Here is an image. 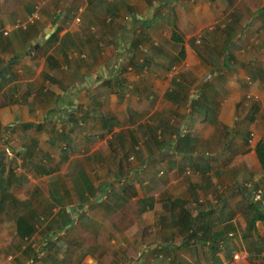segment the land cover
<instances>
[{"label":"crops","instance_id":"1","mask_svg":"<svg viewBox=\"0 0 264 264\" xmlns=\"http://www.w3.org/2000/svg\"><path fill=\"white\" fill-rule=\"evenodd\" d=\"M3 1L0 0V58L14 78L0 92V152L5 155L6 175L12 174L10 185L0 190V264H78L85 253L103 258V264H209L212 252L203 243L182 246L183 238L176 233L172 211L164 204L179 198L187 210L197 215L224 203L226 216L240 204L241 196L235 194V186L257 184L263 195L264 171L255 150L246 152L260 171L261 176L254 183L234 179L231 173L222 180L218 175L223 171L213 165L215 158L206 154L211 158V174L190 170L189 166L181 170L182 157L174 158L165 147L156 156L165 158L156 160L151 156L153 143L148 142L154 130L158 132L153 126L157 104L148 100V96L153 98L154 93L164 96L166 91L178 88L171 81L167 85L159 80L145 81V85L129 83V90L122 97L111 93L97 111L89 109L86 91L100 85V76L108 75L114 67L120 71L123 60L127 61L128 54L136 53L137 49L142 53L174 50L178 53L180 45L177 47L170 40L168 31L176 29L174 24L183 39L186 36L181 30L196 36L208 27L213 42L224 46L219 52L232 49V61L235 53H242L254 82L261 84L260 120L255 119L258 113L253 108L245 116L244 127L251 131L252 124L260 126L258 134L264 139V0H26L10 10L3 9ZM224 9L228 12L225 20L217 17L218 10ZM154 10H164L158 16L165 18L156 20L151 13ZM148 16L155 17V21L145 28L138 17ZM130 21L138 25L133 27ZM55 31L57 37L49 52L57 56L60 67L46 72L45 48L35 49L34 53L30 48L41 40L47 41ZM139 33L144 34L140 44L131 45ZM159 35L170 45L163 42V46L159 45L156 40ZM27 45L29 53H20ZM186 55L184 60H188ZM159 58L155 55L153 61L160 62ZM197 58L192 62L195 65L177 73L183 74L184 78L177 82L186 88L192 84L187 74L200 63ZM225 94L217 97L215 114L219 122L232 127L237 120L231 100L227 110H218L222 99L227 101ZM251 94L260 93L253 90L246 93L248 97ZM9 99L14 101L8 103ZM164 100L166 109L171 110L173 102ZM78 103L82 105L77 116L79 123L70 132V152L63 156L64 142L51 143L48 128L53 121H67ZM175 106L186 107L183 103ZM182 115L188 119L184 120ZM178 118L172 119L163 136L159 134L170 138L169 143L178 132H191L195 124L204 122L183 110ZM175 121L178 124L189 121L191 128L186 131L184 125L183 130ZM25 124L32 126L25 128ZM226 154L225 164L232 170L237 166L243 172L244 167L239 166H245L244 163L229 164L230 158L239 153ZM153 166L154 172L149 174ZM115 168L120 170L116 177L111 173L116 172ZM164 168L167 177L159 176ZM133 182L142 187L139 197L127 196L121 190ZM190 182L202 186L196 197L189 189ZM115 186L120 190H114ZM138 198L142 228L133 223L119 231L111 216L125 202ZM73 206L76 209L71 212ZM237 214L239 217V211ZM21 233L28 235L23 237ZM30 249L35 253L29 254ZM248 257L244 250L235 251L219 264H250ZM252 264H264V256L261 260L252 259Z\"/></svg>","mask_w":264,"mask_h":264},{"label":"trees","instance_id":"2","mask_svg":"<svg viewBox=\"0 0 264 264\" xmlns=\"http://www.w3.org/2000/svg\"><path fill=\"white\" fill-rule=\"evenodd\" d=\"M25 1L26 0H5L1 3V6L5 10H10L13 9V7L25 3ZM138 21L145 28H149V23H154L155 17H138ZM56 35L57 32L55 31L47 41L41 40L30 48L31 53H34L35 49L41 47L45 48V53H48L46 56V72L50 71V68L54 70V68L60 67L57 56L49 52L50 44L56 39ZM143 35V33H139L135 43L131 41V45H139L140 37H143ZM170 40L176 44H180V49L177 54L178 58L184 60L187 55L185 41L182 35L178 33L176 29H173L171 31ZM231 45L234 44L231 43ZM200 48L198 49L197 55L200 56L199 58L201 60H204L206 58H204V53L203 51L201 52ZM227 51L228 50H225L223 54L225 56L224 66L228 70L232 66L230 65L232 62V54ZM156 54L157 53H142L140 57L137 56V53L128 54V62L121 65L120 71H117V67H114L108 75H101L100 78L102 80L100 85L90 87L86 91L90 99L89 109L91 108V110L97 111L100 110L101 107L103 108L104 99L110 96L111 93H115L117 96L122 97L126 91L129 90L128 84L141 73L143 67L153 61ZM227 74V71L221 72L220 68L216 66L213 71L206 72L202 75L200 84L195 87V92H192L180 82H177V80H181V77L184 78L183 74H179L175 76L176 79L173 81L174 85L178 88L166 91L164 96L166 99L173 102V107L175 103H179L180 105L183 103V106L190 108L191 115L201 117L204 122H219L216 121L217 116L215 114V108L217 106V97L220 93L228 91L227 85H219L225 80ZM46 76L48 78L50 77L48 73H46ZM13 78L14 73L11 69H7L6 62H3L2 58H0V92ZM13 101V99H9L7 102L11 103ZM81 107V103H78L74 112H72L74 115L71 114L67 121H53L48 128V139L51 143L56 144L59 141L64 142L65 145L62 147L63 156L68 155L70 152V132L76 130L79 123V117L77 116L80 113ZM187 117V115H182L181 118L186 120ZM112 118L113 117H110V120ZM246 121L247 117L241 119L240 127L237 126V124H239L237 121L232 127L220 123L222 124L224 135L227 137L226 149L232 154L246 153L250 150L248 141L251 138V131L244 127ZM31 126L32 124L24 125L25 128H30ZM36 127L41 128L42 125H37ZM238 137H241V140H239ZM176 139L175 147L183 155L182 158L184 160L183 164L180 166L181 170L189 166L190 170L198 171L202 174H206L207 172L210 173L212 169L210 163L211 158L193 153L196 137H194L190 131H180ZM170 140L171 139L168 137H160L157 130H154L152 138L148 139V142L153 143L154 146L151 156L160 154L166 145L169 144ZM254 150L258 156L262 170L264 171V139H259L256 142ZM6 166L5 155L1 151L0 190H5L11 183L12 174L9 173L6 175ZM235 187V194H240L241 196L240 204L226 216L224 214L226 204L224 203L220 208L213 207L206 211H199L197 215H193L187 210L184 201L179 198H174L164 204L166 208L172 211V222L175 226L176 233L183 238L182 246L188 248L196 243H203L205 247L209 248L212 252L208 256L209 264H219L222 260L230 258L235 251H246L249 254L248 258L250 264H252V259L261 260V257L264 256V193L261 195V191L259 190L260 187L257 184H250L249 186L243 183ZM201 188L202 186L200 183H189V189L193 196L195 195L194 197L198 195V190ZM121 190L130 197H139L142 193V187L134 182L133 184H125V186H122ZM238 211L239 217L237 216ZM141 212L142 209L139 207L138 198L125 202L121 210L114 212L110 219L119 231L127 229L133 223H137L138 227L142 228ZM23 220H25V218H23ZM220 231H224V234L220 233ZM229 232L233 233L230 234ZM27 235L28 233H21L23 237ZM34 253L35 251L30 249L29 254L32 255ZM125 254L128 255L129 253L126 251ZM78 264H103V258H97L89 253H85V255L79 259Z\"/></svg>","mask_w":264,"mask_h":264},{"label":"rangeland","instance_id":"3","mask_svg":"<svg viewBox=\"0 0 264 264\" xmlns=\"http://www.w3.org/2000/svg\"><path fill=\"white\" fill-rule=\"evenodd\" d=\"M162 12H165V11L164 10H162V11H160V10L155 11L154 10L151 13L155 14L157 17L156 20H158V19H164L165 18V16L162 18H160L158 16ZM227 13L228 12L225 9L222 11L218 10L217 17L222 16V19L225 20L228 18V16L226 15ZM127 14H128V12H127ZM128 17H129V14H128ZM129 18H131V17H129ZM176 18H177V15H176ZM168 19H170V18H168ZM172 20H173V18H172ZM130 23H131V26H133V27L138 25L135 23V21L133 22V25H132V21H130ZM174 28L179 29L176 26V24H174ZM168 31L171 35L172 28H169ZM181 33L184 36H186V39H184V41H185V44H187L186 45V53L189 55L188 60L187 59L182 60V59L178 58V54L176 53L175 50L173 53H157L156 56L157 55L160 56L159 60L162 64L160 62H156L154 59V61H151L145 67L142 68L141 73L135 77V79L131 82V84L132 83L134 84L137 82H139V83L143 82L142 85H145L144 84L145 81H147L149 83H153L156 80H159L160 82H162V85L164 84V82L167 85V83H169L170 81H171V85H174L173 81H174V79H176L175 76L178 75L177 73L180 70H182V68L188 67V65H190L189 67L195 65L192 62L195 61V57H198L197 59H199L200 63L196 67V70L191 71L187 74L188 78L191 79V83H192V84L189 83V86H188L189 90H191L192 92H195V90H196L195 87H197L200 84L202 75H204L206 72L213 71L215 69V67L217 66L221 69V72L227 71V73H228L225 80L221 84H219L220 86L221 85H223V86L227 85L228 86L227 94H225L223 96V97H226L227 101L223 100V99H225V98H223L222 103L220 102V104L218 105V110H220V109L222 111L227 110L226 106L229 105L230 100H231V102L235 105V114H234L235 120H237V122H239V124H237V126H239V127L241 126L240 120L242 118H244L246 115H248V113H251L253 108H255V110H257V113H258L257 116L255 115L256 116L255 119L258 118V120H260L259 117H261V84L258 82L257 83L254 82L253 75H251L250 69L246 68V65L248 63L244 62V59L242 58V53H235L234 54V55H236V58H235V60H233L230 63V65H232L231 68H229L227 70L224 66V59H225L224 54L218 53L220 50L224 49V46L223 45L221 46V43H219L218 41L213 42V40L210 38V29L208 27H204L202 29L201 33H197L196 36H191L190 31L181 30ZM132 37L134 38V36H132ZM157 38L158 39H156V40L159 41V45L163 46L162 42L170 45V42L167 41L165 37L162 39L161 36L159 35V36H157ZM179 45L180 44H178L177 47H179ZM200 46H201V48H200ZM154 47H156V46H154ZM206 47H208L210 50ZM29 48H30V46L27 45V47H24V49H22L21 50L22 52H20V53H29ZM199 48H200L201 52L203 51V53H204L203 56L206 59L201 60L199 58L200 56L197 55ZM227 49H230V45H228ZM230 51L232 52V49H230ZM136 53H137V56H139V57L142 55V52H140V50H138V49L136 50ZM245 54H246V56H248V59L253 60L252 56H250L248 53H245ZM254 55L257 56L256 54H254ZM107 56H108V53H107ZM121 59H124V58L121 57ZM123 61H124V64H126L128 62L126 60H123ZM247 77H250V79L252 80V83H251V81H250V83L247 82V80H246ZM251 90H253L257 93H260V94H258V96H254V94H251V96L248 97L246 95V93L248 91H251ZM222 94H223V92H221L220 95L222 96ZM154 95L155 96L153 98H150L149 97L150 95L148 96V100L155 101V103L157 104L156 108H154V109H156L155 113L156 112L157 113L155 115L153 114V117H154L153 126L155 125L154 127L158 129V134L163 136L164 130L166 128H169L170 127L169 125L172 124V121H173L172 119H174V120L179 119L178 114L181 113L182 110L186 111L188 114H191V112H190V108H188V107L183 108L181 105H180L181 107L175 106V107L171 108V110H167L166 106H165L166 104H165L164 96H162V94H160L162 99H159L160 96H158V94L154 93ZM158 99H159V102H158ZM179 101H181V100H179ZM257 102H258V104L255 105V103H257ZM258 105H260V106H258ZM216 108H217V106H216ZM222 108H224V109H222ZM169 111H170V113H169ZM158 113H160V117L158 116ZM169 117L171 119L170 123H169ZM187 119L188 118H186V120ZM216 121H219V118H217ZM188 122L189 121H187L186 124H183V123L178 124V122L175 121V123H177L176 124L177 126H179V127L182 126V129H183L184 125L187 126L186 131H188L191 128ZM220 123L221 122H216V124H209V123L199 121L197 124L194 125V128L192 127L191 133L192 134L194 133V135L197 139V141L195 142V149H194L193 153L196 155L206 154V155L212 156V158H215L213 161V165L217 169H220L223 171V172L221 171L223 175L220 174V172L218 175V176L221 175L220 177L222 180L227 178V177H230V173H231L233 175L234 179H240L241 182L243 181V182H247V183L248 182L254 183L255 179H258V177H260L261 175H260V171L253 165V163H254L253 159H251L248 156V154L239 153V154L234 155L230 158L231 162L229 164H231L232 162L235 165H240L241 163H244L245 166H248V168L245 166H239V167H244L243 172L240 169L236 168L237 166H235V167L233 166L234 169L232 170L227 166L228 164H225V160L228 157V155L226 153H229V151L226 150V138L227 137H225L224 133H221L223 130H222V124H220ZM250 128H251V131L253 134H251V136H250L251 138L248 141V146L250 147L249 152H251V151L253 152L256 142L259 139H261V134H258L261 132V130H260L261 127L256 126L255 124H252L250 126ZM172 139H173L172 143H169L168 145H166V151L171 156H174V158L176 156L179 159V158L183 157V155L175 147V141L177 139L176 138H172ZM238 139L241 140V137H238ZM224 151H225V153H224ZM230 155H232L231 152H230ZM162 156H163V158H165L164 157L165 155H162ZM159 157L160 156L156 157L155 159L156 160L161 159V157L160 158ZM241 159H243V160H241ZM236 163H239V164H236ZM256 164H257V162H256ZM155 167H156V165H155ZM230 167H232V166H230ZM115 170H116V172L111 170V173H112V175H114V177H116L117 173H119V171H120L117 168H115ZM149 171H150L149 174L153 173L154 172V166H153V169H150ZM163 171L164 172H162V171L160 172L159 176L167 177L166 173H165V168ZM248 172L251 173V175ZM123 175H124V173H123ZM213 179H215V177H213ZM176 182H178V181H176ZM115 188L117 190H120L118 188V186L113 187L114 190H115ZM157 192L158 191H156V193ZM170 194L172 195V193H170Z\"/></svg>","mask_w":264,"mask_h":264},{"label":"water","instance_id":"4","mask_svg":"<svg viewBox=\"0 0 264 264\" xmlns=\"http://www.w3.org/2000/svg\"><path fill=\"white\" fill-rule=\"evenodd\" d=\"M75 209H76V207L73 206V207L70 208V211L73 212Z\"/></svg>","mask_w":264,"mask_h":264},{"label":"built area","instance_id":"5","mask_svg":"<svg viewBox=\"0 0 264 264\" xmlns=\"http://www.w3.org/2000/svg\"><path fill=\"white\" fill-rule=\"evenodd\" d=\"M249 79V78H248ZM249 82H250V79H249Z\"/></svg>","mask_w":264,"mask_h":264}]
</instances>
